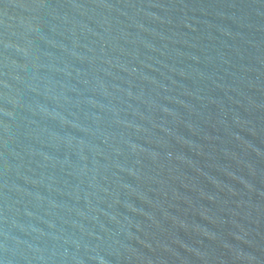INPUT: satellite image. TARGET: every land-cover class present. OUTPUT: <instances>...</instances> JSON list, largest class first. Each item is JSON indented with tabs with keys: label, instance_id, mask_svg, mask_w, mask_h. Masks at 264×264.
I'll use <instances>...</instances> for the list:
<instances>
[{
	"label": "water",
	"instance_id": "water-1",
	"mask_svg": "<svg viewBox=\"0 0 264 264\" xmlns=\"http://www.w3.org/2000/svg\"><path fill=\"white\" fill-rule=\"evenodd\" d=\"M0 264H264V0H0Z\"/></svg>",
	"mask_w": 264,
	"mask_h": 264
}]
</instances>
